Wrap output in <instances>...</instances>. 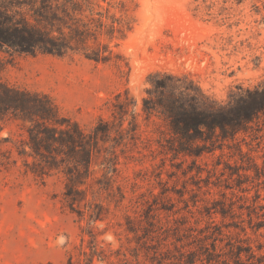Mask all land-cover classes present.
<instances>
[{"label":"rangeland","instance_id":"374dc122","mask_svg":"<svg viewBox=\"0 0 264 264\" xmlns=\"http://www.w3.org/2000/svg\"><path fill=\"white\" fill-rule=\"evenodd\" d=\"M263 3L107 0L100 10L124 20L113 36L99 32L62 55L0 46L2 83L47 95L87 132L109 129L91 174H79L20 155L31 151L33 124L1 122L11 154L0 165V264H87L91 255L94 264H222L207 255L237 237L264 254V117L201 156H175L163 148L170 121L144 111L159 81L169 85L164 101L196 96L202 109L262 84ZM98 49L102 60L88 56ZM70 188L84 191L76 202Z\"/></svg>","mask_w":264,"mask_h":264},{"label":"trees","instance_id":"16d2710c","mask_svg":"<svg viewBox=\"0 0 264 264\" xmlns=\"http://www.w3.org/2000/svg\"><path fill=\"white\" fill-rule=\"evenodd\" d=\"M101 1L107 2L0 0V46L18 53L62 55L76 48L73 43L76 46L86 44L99 32L110 36L116 31L122 32L124 20L111 14L109 9L100 10ZM88 56L98 61L104 58L101 49ZM154 87L160 96L156 101L146 99L144 111L151 114L157 110L161 117L170 121L172 140L163 148L175 156H201L208 152V142L220 137L234 139L240 131H246L251 123L264 117V82L254 89L242 90L232 105L213 101L205 109L199 107L196 96H190V100L177 96L164 101L162 92L169 88L166 81H159ZM117 97L120 98L121 94ZM7 119L30 122L34 126L29 129L31 151L24 149L19 151L20 155L41 159L50 169H60V161L71 163L79 174H91V166L100 151V141H105L109 133L108 125L103 123L87 132L71 119L61 118L56 105L47 95L20 91L0 80L1 166L10 162L11 150L7 152L3 148L4 142L9 140L1 136V122ZM56 154L61 160H57ZM70 190L71 193L66 194L72 202H76L77 196L84 192L75 188ZM222 214H225L224 211ZM212 246L216 251L218 242ZM261 249L258 247L257 253L249 239L237 237L236 241L229 240L221 247L222 253H209L207 262L240 264L245 257L249 264H264ZM193 257L190 264L195 263ZM87 264H94L93 255L88 257Z\"/></svg>","mask_w":264,"mask_h":264}]
</instances>
